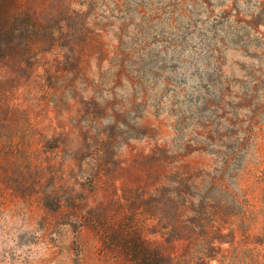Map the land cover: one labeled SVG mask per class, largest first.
I'll return each instance as SVG.
<instances>
[{
  "label": "rangeland",
  "instance_id": "rangeland-1",
  "mask_svg": "<svg viewBox=\"0 0 264 264\" xmlns=\"http://www.w3.org/2000/svg\"><path fill=\"white\" fill-rule=\"evenodd\" d=\"M0 264H264V0H0Z\"/></svg>",
  "mask_w": 264,
  "mask_h": 264
}]
</instances>
